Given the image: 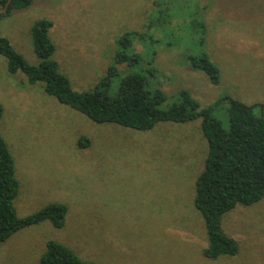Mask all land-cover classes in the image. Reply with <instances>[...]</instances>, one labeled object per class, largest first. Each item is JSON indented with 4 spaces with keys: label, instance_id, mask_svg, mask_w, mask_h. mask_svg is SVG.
Segmentation results:
<instances>
[{
    "label": "rangeland",
    "instance_id": "374dc122",
    "mask_svg": "<svg viewBox=\"0 0 264 264\" xmlns=\"http://www.w3.org/2000/svg\"><path fill=\"white\" fill-rule=\"evenodd\" d=\"M52 22L54 60L76 92L119 96L121 80L141 75L145 90L167 96L166 109L190 93L201 108L229 97L264 105V0H34L0 22V34L30 65H37L31 27ZM198 24H202L200 28ZM137 60L115 64L125 32ZM206 54L220 72L212 85L187 57ZM117 74L103 83L107 70ZM0 134L14 158L20 189L14 200L25 218L50 204L67 208L64 226L28 227L0 246V264H39L50 241L95 264H264V198L224 216L222 229L238 244L235 257L202 256L206 234L193 206L207 143L201 120L160 123L137 132L96 125L7 72L0 56ZM226 104L215 116L227 128ZM254 113L264 118V109ZM80 138L89 141L79 147Z\"/></svg>",
    "mask_w": 264,
    "mask_h": 264
},
{
    "label": "trees",
    "instance_id": "16d2710c",
    "mask_svg": "<svg viewBox=\"0 0 264 264\" xmlns=\"http://www.w3.org/2000/svg\"><path fill=\"white\" fill-rule=\"evenodd\" d=\"M33 2L0 0V10L8 3L6 12L0 13V22L13 11L27 9ZM198 26L203 28L202 24ZM52 27V22L46 19L35 21L31 27L37 65H30L0 34V56L7 60V72L12 76L22 73L30 85L43 84L46 95L96 125L114 124L145 132L160 123L185 124L200 119L207 153L203 170L195 182L193 206L203 219L206 234V247L202 250V256L209 261L235 257L239 251L238 244L223 231L222 220L237 207H250L264 198V118L254 113L256 107L263 111L264 105L247 106L223 97L201 108L190 93L181 91L178 102L163 109L162 105L167 101L166 94L160 90H145V79L141 75L124 77L119 85V96L115 99L97 89L76 92L69 79L60 73L58 63L54 60L56 45L49 35ZM145 37V32L122 34L117 43L114 63L137 60L135 54L128 52L134 41H143ZM186 60L193 69L202 71L212 85L219 84L220 72L206 54H201L199 58L187 57ZM116 74V68L110 67L103 83ZM222 104L227 106V128L215 116ZM2 115L3 107L0 104V120ZM88 145L87 139H79V147ZM19 189L13 155L0 134V246L14 234L31 226L44 222L54 229L64 226L67 208L62 204H50L31 216L17 217L14 200ZM39 264L95 263L82 261L70 248L50 241Z\"/></svg>",
    "mask_w": 264,
    "mask_h": 264
},
{
    "label": "water",
    "instance_id": "95a60500",
    "mask_svg": "<svg viewBox=\"0 0 264 264\" xmlns=\"http://www.w3.org/2000/svg\"><path fill=\"white\" fill-rule=\"evenodd\" d=\"M8 3H7V5H8ZM7 5L5 6V8H3V9L0 10V13L4 14L6 12Z\"/></svg>",
    "mask_w": 264,
    "mask_h": 264
}]
</instances>
